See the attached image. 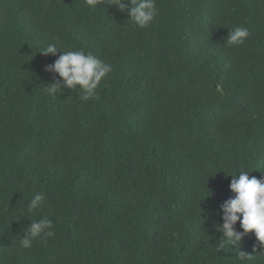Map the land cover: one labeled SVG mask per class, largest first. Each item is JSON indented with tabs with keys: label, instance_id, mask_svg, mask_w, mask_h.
<instances>
[{
	"label": "trees",
	"instance_id": "obj_1",
	"mask_svg": "<svg viewBox=\"0 0 264 264\" xmlns=\"http://www.w3.org/2000/svg\"><path fill=\"white\" fill-rule=\"evenodd\" d=\"M156 3L140 28L103 3L0 0V264H264L254 233L242 260L215 227L231 175L264 172V0ZM68 50L112 65L97 98L46 95ZM45 217L55 236L21 247Z\"/></svg>",
	"mask_w": 264,
	"mask_h": 264
},
{
	"label": "clouds",
	"instance_id": "obj_2",
	"mask_svg": "<svg viewBox=\"0 0 264 264\" xmlns=\"http://www.w3.org/2000/svg\"><path fill=\"white\" fill-rule=\"evenodd\" d=\"M101 3L115 6L119 11H127L129 17L140 28L147 27L158 15L156 0H85V4L93 9ZM249 36L250 32L247 28L236 26L228 32L226 43L229 46H240ZM58 49L61 48L57 46V43H48L39 52L43 55H55ZM44 70L55 73L59 77L58 80H53L44 86L46 95L55 99L56 94L63 88L74 90L78 86L81 91L80 99L88 101L98 97L97 89L102 80L113 71V67L82 50H68L63 51L53 64L45 65ZM238 173V176L231 175L229 184L230 191L235 195L220 205L222 225L215 227L223 234L224 244L239 248V258L250 260L252 255L241 251L240 243L243 237L251 232L264 248V172L252 178H249L245 171ZM43 200L42 194H36L28 203V211L36 210ZM237 221L242 231L236 230ZM54 236L55 228L50 219L45 217L31 220L20 245L30 249L37 238L46 243ZM261 254H264V251H261Z\"/></svg>",
	"mask_w": 264,
	"mask_h": 264
}]
</instances>
